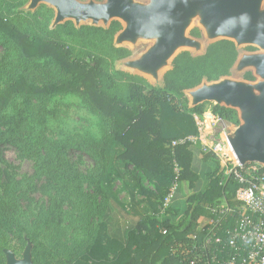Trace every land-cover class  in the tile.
I'll return each instance as SVG.
<instances>
[{
    "label": "trees",
    "instance_id": "16d2710c",
    "mask_svg": "<svg viewBox=\"0 0 264 264\" xmlns=\"http://www.w3.org/2000/svg\"><path fill=\"white\" fill-rule=\"evenodd\" d=\"M46 15L52 17L53 10L42 6L33 16L37 20ZM121 30L118 21L108 28H76L67 22L55 30L48 27L45 36L36 33L32 38L12 20L0 16V38L6 40L11 57L22 64L13 82L0 91V146L15 147L34 163V174L25 180L28 189L24 195L20 193L15 198L14 187L11 193L5 187L0 193V264H7L5 250H10L11 244L5 240L9 236L17 239L15 247L33 245L34 264H182L172 254L174 241L186 240L197 225L206 224L211 218L207 207L215 200L226 197L235 204L237 186H220L217 161L219 166L207 189L189 195L188 224L175 225L156 217L160 202L162 205L176 178L175 164L179 167L180 181L186 182L190 190L198 180L192 169L190 148H171L172 141L198 133L196 118L205 123L207 103L191 108L185 92L205 81L211 83L230 77L239 57L237 45L231 40H219L209 44L202 55L180 53L173 60L172 69L165 73L163 87H155L143 77L116 68V62L133 55L131 50L114 43ZM191 36L200 39L201 32L193 29ZM76 44L93 47L95 59L87 63L76 56ZM3 65L4 62L0 67ZM38 69L47 74L46 80L33 79ZM244 79L255 80L250 73ZM64 94L80 95L110 119L111 130L101 142L57 144L39 133L35 125L47 122L50 102ZM212 112L239 126L235 109L214 105ZM69 149L87 154L94 160L96 169L103 170L97 185H93L96 195L92 202L86 200L82 184L69 171L66 157ZM113 158H118L125 168L132 167L135 174L155 188L152 191L140 186L154 215H141L128 231L126 241L108 236L97 202L112 178L106 171L107 163ZM17 184L24 186L22 182ZM37 191H43L53 204L37 215L30 214L28 207L23 211L17 200ZM74 198L85 203L89 211L82 213L83 221L79 224L84 238L76 237V247L69 244L68 227H63L68 219L64 207L76 205ZM89 216L94 217L92 222ZM164 228L168 235L161 233Z\"/></svg>",
    "mask_w": 264,
    "mask_h": 264
},
{
    "label": "rangeland",
    "instance_id": "374dc122",
    "mask_svg": "<svg viewBox=\"0 0 264 264\" xmlns=\"http://www.w3.org/2000/svg\"><path fill=\"white\" fill-rule=\"evenodd\" d=\"M67 1L78 2L90 7L106 6L111 2V0ZM123 1L127 5L150 10L155 9L157 5L164 2V0ZM241 2L243 5H246V0H241ZM42 6L52 9L53 16L46 15L35 20L33 15ZM257 15L258 17H264V0H258ZM0 16L12 20L15 25L20 26L32 38L35 37L36 33L45 36L48 27L51 30H55L58 26L67 22H71L76 28L82 26L108 28L112 22L118 21L122 25V30L116 35L117 37L115 38L116 40L114 39V43L118 47L131 50L133 55L128 59L119 61L118 66H116L117 69L143 77L155 87L160 86L165 73L172 69L173 60L178 54L188 51L198 56L204 54L207 46L216 41L231 40L235 42L239 50V57L229 78L235 79L237 83L228 79L215 83H204L194 91L199 95V100L196 103H193L191 97H188L190 99V107L207 103V110L205 112L207 116L209 113L214 114L212 112L214 105L230 107L237 110L239 126L226 122L227 126L214 127V131L222 138L228 139L230 143L235 141L239 132L248 126V119L252 115L227 99L213 98L207 100L205 98L206 92L217 86L237 85L249 91L255 98H262L264 96V71L259 65V61L264 59V47L256 42L244 40L219 31L214 27L212 19H209L206 12L200 8L194 9L186 17L184 22L188 21L190 25L188 24L185 28L183 27L182 39L177 44L181 45V49L171 63L166 64L162 70L157 68V65L160 63L153 64L149 56L161 44L163 33H129L131 23L123 17L110 16L101 19H92L89 17L64 16L50 0H0ZM37 22L40 23L37 24ZM47 24L48 27H46ZM193 29H198L201 32L200 39L191 36ZM205 32H209L208 36H206ZM75 50L76 56H81L87 63L95 59L93 47L89 48L76 44ZM89 53L92 55H88ZM11 55V50L6 44V40L0 38V65L4 62V65L0 67V91L13 82L16 71L19 70V67H22V64L16 59H13ZM43 71L38 69L33 79L36 81L39 78L46 80L48 76ZM248 73L254 77L255 80L253 82L244 79V76ZM39 82L42 83V81ZM239 110L244 111V114H240ZM35 126L39 133L42 132L57 144L68 143L74 145L83 140L101 142L111 130V121L96 111L80 95L64 94L55 96L50 102L47 122L44 125L37 124ZM66 157L71 175L76 176L79 184H82L85 190L84 192L86 193V200L92 202L93 195H96L94 186L97 185V180L103 170H97L94 160L88 157L87 154L78 153L74 149H69L66 152ZM107 165H109V169L107 168L106 172L111 173L112 178L110 179L109 185L103 188L105 192L97 202L99 210L103 214V221L107 225L108 236L117 239L120 237L121 240L126 241L128 231L136 224L139 217L141 215L153 214L147 203V199L140 192V186H144L152 191H155V188L152 183L148 182L141 175L135 174L132 167L125 168L118 158H113ZM260 165L264 166V162H261ZM217 166H219L218 163ZM33 174V161L28 159L19 149L7 144L0 146V193L3 192L4 187L11 193V187H14L17 190L15 198L20 193L24 195L28 189L25 180L29 179ZM20 182L24 183V186L19 187L17 183ZM180 185L183 189L188 190L189 193L192 192L186 182L181 181ZM74 199L77 201L76 205L69 204L64 207V210L68 213V219L63 224V227H68L69 244L76 247V242L74 241L77 238H84L82 229H80L81 225L79 224L83 221L82 213L89 214V211L88 207H85V203H80L78 198ZM17 201L23 211L28 207L31 211L30 214L35 213L36 215L42 209H47L53 204L43 191L27 194L22 200ZM160 206L161 202L158 210ZM156 217L160 219L159 215H156ZM93 219L94 217L89 216L88 220L92 222ZM94 221L96 223L97 219ZM179 224H188L187 213H185ZM119 228L123 229V231H119ZM5 241L11 244V247H8V249L12 250L18 259H22L27 246L15 247L17 239L13 240L12 236H9ZM47 258L49 261L50 257Z\"/></svg>",
    "mask_w": 264,
    "mask_h": 264
},
{
    "label": "built area",
    "instance_id": "2783aa9c",
    "mask_svg": "<svg viewBox=\"0 0 264 264\" xmlns=\"http://www.w3.org/2000/svg\"><path fill=\"white\" fill-rule=\"evenodd\" d=\"M205 123L196 118L198 133L172 141L171 148L197 147L220 164V186L236 185L235 204L226 197L215 200L207 210L211 218L197 225L186 240H175L172 254L182 264H264V166L260 162L241 163L228 139L214 131L225 126L224 120L209 113ZM212 117L213 119L211 120ZM176 178L162 205L160 220H168L180 187V171L175 164ZM168 235L166 228L161 230Z\"/></svg>",
    "mask_w": 264,
    "mask_h": 264
},
{
    "label": "water",
    "instance_id": "95a60500",
    "mask_svg": "<svg viewBox=\"0 0 264 264\" xmlns=\"http://www.w3.org/2000/svg\"><path fill=\"white\" fill-rule=\"evenodd\" d=\"M50 1L64 16L92 19L120 16L130 21L129 33H163L161 44L149 56L153 64L160 63L181 41L184 21L196 8L203 9L219 31L264 47V17L257 15L258 0H246V5H243L241 0H164L151 10L127 5L123 0H111L109 5L100 7H90L67 0ZM259 65L264 71V59L259 61ZM205 98L227 99L252 115L248 119V126L232 141L233 150L241 163L264 162V96L255 98L240 86L223 85L207 91ZM224 122L227 126L226 121ZM32 251L33 245L29 243L23 258L18 259L14 252L5 250L7 264H34Z\"/></svg>",
    "mask_w": 264,
    "mask_h": 264
},
{
    "label": "crops",
    "instance_id": "0c3cea01",
    "mask_svg": "<svg viewBox=\"0 0 264 264\" xmlns=\"http://www.w3.org/2000/svg\"><path fill=\"white\" fill-rule=\"evenodd\" d=\"M116 37L117 36H115V38ZM118 63H119V61L116 62V66H118ZM204 83H208V82H204ZM201 86H199V87H201ZM159 87H163V79H162V82H161ZM194 91H195V89L187 90L185 92L187 99H188V97L192 98V94ZM197 98H198L197 99V101H198L199 96ZM189 100L190 99H188V102H189ZM196 102H193V103H196ZM190 151L192 152V169L198 175V180L195 183V186L192 189L191 193L199 194V193L204 192L207 189V187L209 186L210 181H211V176L213 175V173L216 171V169L218 167L217 166V160H215L209 156L204 155L200 151V149L197 147L190 148ZM189 195H190V193L188 192V190L183 189V187L180 185L178 192H177V195H176V198H175L174 203H173V211L167 217V219L171 223L178 225L179 222L182 220V218L185 215L187 208H188ZM119 231L122 232L123 229L119 228ZM119 239H120V237H119Z\"/></svg>",
    "mask_w": 264,
    "mask_h": 264
},
{
    "label": "bare ground",
    "instance_id": "6f19581e",
    "mask_svg": "<svg viewBox=\"0 0 264 264\" xmlns=\"http://www.w3.org/2000/svg\"><path fill=\"white\" fill-rule=\"evenodd\" d=\"M190 25V22H184V28L186 27V25ZM210 32V31H209ZM209 32H205L206 33V36H208V33ZM180 49H181V45H176L172 50H171V52L169 53V55L166 57V58H164L161 62H160V64H158L157 65V68L159 69V70H162L165 66H166V64L168 65V64H170L171 63V61L174 59V57L179 53V51H180ZM225 79H228V80H231L232 82H234V83H237V81L235 80V79H233V78H225ZM222 80H224V79H222ZM198 97V94H196V92H193V94H192V98H191V100L193 101V102H196L197 101V98ZM239 112H240V114H244V111H242V110H239ZM210 114H208V116H209ZM245 125H246V123H245Z\"/></svg>",
    "mask_w": 264,
    "mask_h": 264
}]
</instances>
